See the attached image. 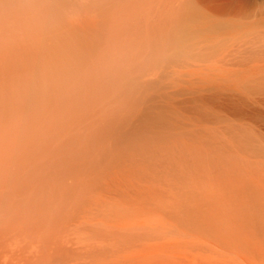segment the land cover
<instances>
[{
	"label": "bare ground",
	"instance_id": "obj_1",
	"mask_svg": "<svg viewBox=\"0 0 264 264\" xmlns=\"http://www.w3.org/2000/svg\"><path fill=\"white\" fill-rule=\"evenodd\" d=\"M0 264H264V0H0Z\"/></svg>",
	"mask_w": 264,
	"mask_h": 264
}]
</instances>
